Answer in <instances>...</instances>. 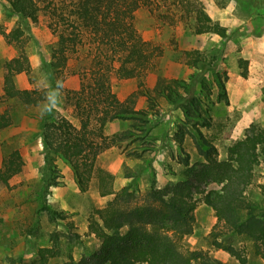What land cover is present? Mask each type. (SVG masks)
<instances>
[{"label": "trees", "instance_id": "trees-1", "mask_svg": "<svg viewBox=\"0 0 264 264\" xmlns=\"http://www.w3.org/2000/svg\"><path fill=\"white\" fill-rule=\"evenodd\" d=\"M18 17V26L6 37L9 43L20 44L32 28L40 24L44 10L51 20L49 28L58 38L57 48L49 66L55 81L47 99V91L21 90L16 77L30 75L32 67L26 52L4 64V96L17 100L26 107H37L48 102L51 111L41 118L40 132L46 166L44 189L39 195L41 210L51 220L66 219L67 214L54 208L47 200L48 190L57 182L51 179L58 174L55 162L61 158L72 170L81 192H88L93 181L101 197L113 198L106 206L96 211L89 221V231L99 241L100 248L78 262L70 254L61 264H224L212 257L209 251L192 249L187 239L195 232L197 196L211 208L217 223L210 236L212 247L227 252L239 264H249L246 246L248 242L255 255L264 260V186H260V200L250 198L248 188L253 185L256 169L264 156V127L252 125L244 139L237 140L228 148L226 160L218 159L215 144L203 133V128L212 127L210 108L205 100H211V86L206 79L213 71L218 87V100L229 103L227 88L221 74L206 58L195 57L186 52L189 67L194 72L187 80L158 81L152 91H145L149 101L147 110H136L135 102L122 103L113 92L114 78L119 80L142 79L148 74L158 57L149 43L140 36L135 26V14L153 0H6ZM168 3V0H165ZM186 4V6H183ZM43 5V6H42ZM169 6L175 11H187L194 21L196 35L213 34L226 40L228 29L216 23L204 8L190 0H172ZM92 47L88 54L89 69L81 73V88L68 92L79 125L73 124L54 108L56 82L64 81V72L72 56L86 43ZM192 57V59H191ZM191 59V60H190ZM247 76V62L240 60ZM159 98L179 109L184 119L179 122L172 141L175 145L170 154L182 167V179L158 188L151 160L144 166L127 168L124 187L115 190V176L98 167L102 154L113 148H121L125 142L157 139L153 134V121L161 114ZM115 121H130L128 130L119 134H106L107 126ZM11 120L0 119V130L8 127ZM166 136V135H164ZM191 138L197 153L203 158L201 164L191 162V154L185 144ZM136 139V138H135ZM164 147V146H162ZM153 146H138L130 156L143 158ZM141 151V152H137ZM154 154L158 150H153ZM140 153V154H138ZM142 160V159H141ZM25 162L19 150L11 151L0 168V185L9 186L11 180L21 174ZM150 169V186L141 191L138 178ZM129 179L131 181H129ZM216 184L218 190L202 188ZM66 245L80 236L66 224ZM126 229V232H122ZM61 235L51 237V247H40L36 258L26 264H50L62 255Z\"/></svg>", "mask_w": 264, "mask_h": 264}, {"label": "rangeland", "instance_id": "rangeland-1", "mask_svg": "<svg viewBox=\"0 0 264 264\" xmlns=\"http://www.w3.org/2000/svg\"><path fill=\"white\" fill-rule=\"evenodd\" d=\"M171 2L153 0L152 5L143 6L136 12L137 31L158 57L142 79L114 78L113 92L120 102H135L136 110H147L149 101L145 91H152L158 81L187 80L194 70L189 67L191 61L188 62L185 53L189 52L192 57L202 55L221 74L227 88L228 104L218 100L213 71L207 74L213 95L211 100H205V105L211 111L212 127L202 129L215 144L218 159L226 160L228 148L237 140L244 139L252 125L264 127V0H190L201 5L214 22L228 29L229 37L226 40L213 34L196 35L193 31L194 21L186 12L187 8H183L186 4L181 7L184 11L176 12L175 6H169ZM50 23L48 14L43 10L40 24L32 28L20 44L9 43L6 35L18 26L19 20L8 2L0 0V119L5 116L11 120L8 127L0 130V168L4 158L16 149L21 152L25 162L23 172L15 176L9 186L0 185V264H26L34 260L38 248L52 246L51 237L54 234L61 235L62 255L51 260L50 264H61L67 261L70 254L76 262L83 256L92 255L99 250L100 244L89 231V221L96 216L97 210L104 208L113 198L101 197L95 181L88 192H81L70 167L57 158L55 166L58 174L51 177L57 183L48 190L47 200L67 216L65 220H51L41 210L39 195L44 189L47 174L40 125L48 102L37 107H26L17 100L6 99L3 91L4 64L18 57L21 51L26 52L32 71L30 75L23 73L16 77L17 87L21 90L47 91V99L50 98L55 81L49 73L48 63L58 43L57 36L49 28ZM91 50L86 41L78 54L71 57L62 77L63 90H58L54 95L55 110L75 125H79V122L67 96L68 92L80 90L81 73L89 69L91 59L88 54ZM241 59L247 62L246 77H243L244 68L239 63ZM158 103L161 114L153 121V134L157 139L142 142L135 136L136 139H132L134 142H125L121 148L108 150L98 160V167L115 176L116 191L128 182L124 178L125 167L136 169L139 165L144 166V160L152 162L157 187L182 179V167L177 171L178 164L170 152L175 148L172 138L176 127L184 116L163 98H159ZM130 125V121H115L107 126L106 134H119L128 130ZM141 145L153 146V150L158 151L154 154L153 150H149L143 158L130 156L133 149ZM185 148L191 154L193 164L203 162L191 138L187 139ZM145 170L147 173L140 175L137 181L141 191H145L151 181L150 169L146 167ZM260 186H264V156L256 169L254 183L248 188L251 199L262 198ZM202 188L211 191L220 187L211 184ZM196 198L195 232L187 239L188 244L192 249L209 251L212 257L224 264H239L227 252L212 247L210 234L217 219L214 211L204 204L202 196ZM67 223L73 224V231L80 236L69 247L64 238V234L68 233ZM122 232H126V229ZM240 245L246 246L249 264H264V260L255 255L251 243L238 242L237 246Z\"/></svg>", "mask_w": 264, "mask_h": 264}, {"label": "clouds", "instance_id": "clouds-1", "mask_svg": "<svg viewBox=\"0 0 264 264\" xmlns=\"http://www.w3.org/2000/svg\"><path fill=\"white\" fill-rule=\"evenodd\" d=\"M56 89L62 91L63 90V82L58 80L56 82ZM52 108H48L46 111H51Z\"/></svg>", "mask_w": 264, "mask_h": 264}, {"label": "crops", "instance_id": "crops-1", "mask_svg": "<svg viewBox=\"0 0 264 264\" xmlns=\"http://www.w3.org/2000/svg\"><path fill=\"white\" fill-rule=\"evenodd\" d=\"M178 167H179V169L177 170V171H179L180 169H181V166L180 165H178ZM169 181V180H168ZM172 181H174V180H172ZM170 182V181H169ZM166 185H159L158 186V188H163V187H165Z\"/></svg>", "mask_w": 264, "mask_h": 264}]
</instances>
